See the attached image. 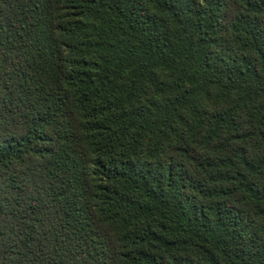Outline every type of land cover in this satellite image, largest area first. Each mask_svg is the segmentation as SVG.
I'll return each mask as SVG.
<instances>
[{
	"label": "trees",
	"instance_id": "trees-1",
	"mask_svg": "<svg viewBox=\"0 0 264 264\" xmlns=\"http://www.w3.org/2000/svg\"><path fill=\"white\" fill-rule=\"evenodd\" d=\"M0 264H264V0H0Z\"/></svg>",
	"mask_w": 264,
	"mask_h": 264
}]
</instances>
